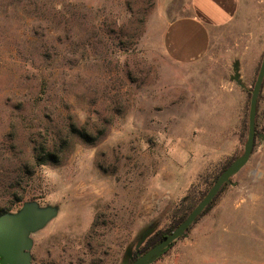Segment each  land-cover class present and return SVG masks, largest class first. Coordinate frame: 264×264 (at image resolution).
I'll return each instance as SVG.
<instances>
[{
	"label": "rangeland",
	"instance_id": "374dc122",
	"mask_svg": "<svg viewBox=\"0 0 264 264\" xmlns=\"http://www.w3.org/2000/svg\"><path fill=\"white\" fill-rule=\"evenodd\" d=\"M189 9L0 0V214L28 200L59 207L32 235V264H120L140 227H172L243 151L264 0H241L207 55L182 64L163 33ZM234 60L244 89L229 79ZM231 181L153 264H264V142Z\"/></svg>",
	"mask_w": 264,
	"mask_h": 264
},
{
	"label": "water",
	"instance_id": "95a60500",
	"mask_svg": "<svg viewBox=\"0 0 264 264\" xmlns=\"http://www.w3.org/2000/svg\"><path fill=\"white\" fill-rule=\"evenodd\" d=\"M231 81L236 82L241 88H246L241 79L240 62L232 63ZM264 81V53L262 55L258 72L250 90V99L247 115V135L243 151L235 157L217 179L190 210L185 218L167 235L156 244L140 252V247L146 239L156 230L158 223L155 219L138 229L132 241L124 248L120 264H153L158 260L178 239L187 236L188 229L197 221L204 209L213 201L223 185H233L231 179L247 164L250 159L256 139L264 142V133L256 129L257 102ZM57 205H42L38 201H24L21 206L13 211L0 214V264H32L31 249L33 246L32 235L44 229L58 214ZM133 253L136 257L133 259Z\"/></svg>",
	"mask_w": 264,
	"mask_h": 264
},
{
	"label": "crops",
	"instance_id": "0c3cea01",
	"mask_svg": "<svg viewBox=\"0 0 264 264\" xmlns=\"http://www.w3.org/2000/svg\"><path fill=\"white\" fill-rule=\"evenodd\" d=\"M241 0H190L189 13L168 23L163 46L173 60L189 64L207 55L211 33L231 23Z\"/></svg>",
	"mask_w": 264,
	"mask_h": 264
},
{
	"label": "trees",
	"instance_id": "16d2710c",
	"mask_svg": "<svg viewBox=\"0 0 264 264\" xmlns=\"http://www.w3.org/2000/svg\"><path fill=\"white\" fill-rule=\"evenodd\" d=\"M264 82V81H263ZM263 85V84H262ZM254 145H255V143H254ZM241 154V153H240ZM46 156H52V154L51 153H47L46 154ZM231 162V161H230ZM229 162V163H230ZM228 163V164H229ZM39 164H42V161H39ZM227 164V165H228ZM227 165L223 168V169H225L226 167H227ZM221 173V172H220ZM219 173V174H220ZM218 177V176H217ZM217 177H216V179H217ZM215 179V180H216ZM225 186H227V184H225V185H223L222 186V188H221V190L222 189H224V187ZM220 190V191H221ZM220 193V192H219ZM218 193V194H219ZM217 194V195H218ZM217 197V196H216ZM215 197V198H216ZM215 198L213 199V201L215 200ZM213 201L204 209V211L201 213V215L210 207V205L213 203ZM5 212V211H4ZM3 213V212H2ZM174 213V212H173ZM187 213L188 212H186V211H184V212H182L180 215H179V217L177 218V219H175L174 221H173V226L172 227H170V228H168V229H166V230H156L150 237H148L147 239H146V241L144 242V244L140 247V249H139V251L140 252H144L145 250H147L148 248H150L151 246H153L154 244H156L159 240H161L165 235H167L169 232H171L184 218H185V216L187 215ZM200 215V216H201ZM199 216V217H200ZM135 258V257H134Z\"/></svg>",
	"mask_w": 264,
	"mask_h": 264
},
{
	"label": "flooded vegetation",
	"instance_id": "af4514ba",
	"mask_svg": "<svg viewBox=\"0 0 264 264\" xmlns=\"http://www.w3.org/2000/svg\"><path fill=\"white\" fill-rule=\"evenodd\" d=\"M134 257H136V254H135V253H133V256H132V258L134 259Z\"/></svg>",
	"mask_w": 264,
	"mask_h": 264
}]
</instances>
